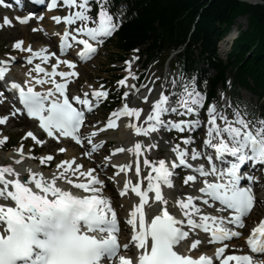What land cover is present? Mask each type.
Wrapping results in <instances>:
<instances>
[{"label":"snow or ice","instance_id":"snow-or-ice-1","mask_svg":"<svg viewBox=\"0 0 264 264\" xmlns=\"http://www.w3.org/2000/svg\"><path fill=\"white\" fill-rule=\"evenodd\" d=\"M30 2L47 11L67 10L50 16L54 25H64L51 34L40 25L42 12L14 18L21 25L35 18L40 26L31 31L56 37L59 55L47 46H25L23 39L12 43L13 50L27 53L20 57L22 66L31 67L23 81L10 80L6 77L17 57L6 53L7 58H0V105H11L0 115V126L10 119H31L42 135L29 130L22 140L31 138L35 146L49 139L58 144L70 140L89 160L106 144L99 134L116 129L121 118H127L122 122L136 139L130 146L112 148L95 167L70 156L47 173L16 166L27 159L50 165L57 153L68 151L67 145L39 157L32 147L25 151L23 143L15 148L12 162L0 164V264H264V216L247 235L242 231L254 209L264 207L254 188L264 183L254 174L264 171V118L246 105L218 106L198 90L194 77L182 73L165 77L154 93L155 81L151 86L136 83L139 75L132 65L139 57L133 56L124 61L126 74L115 82L121 105L110 110L106 121H87L110 91L101 83L98 88L88 85L82 95L70 94L69 85L79 77L78 64L98 54L119 30L122 17L109 11L108 0ZM15 4L23 9V0ZM0 26L13 27V19L3 17ZM70 52L75 61L66 58ZM61 65L67 70H60ZM201 129L205 136L198 148L193 133ZM173 131L189 135L180 136L181 143L163 139L173 156L152 157L150 151L158 147L153 134ZM8 139L0 137V146ZM118 153H127L128 162H113ZM107 169L114 171L108 175ZM177 180H182L179 187ZM108 182L118 197L129 198L127 208L106 194ZM118 208L125 211L123 225ZM234 239L243 244L232 243ZM208 246H213L211 252L204 250Z\"/></svg>","mask_w":264,"mask_h":264},{"label":"trees","instance_id":"trees-1","mask_svg":"<svg viewBox=\"0 0 264 264\" xmlns=\"http://www.w3.org/2000/svg\"><path fill=\"white\" fill-rule=\"evenodd\" d=\"M245 16L248 28L227 61L220 59V40ZM112 43L120 52L113 61L139 46H144L149 61L177 51L175 63L183 76L206 82L213 98L223 85L234 102L240 100V88L264 99V5L242 0H127ZM261 109L264 113V104Z\"/></svg>","mask_w":264,"mask_h":264},{"label":"rangeland","instance_id":"rangeland-1","mask_svg":"<svg viewBox=\"0 0 264 264\" xmlns=\"http://www.w3.org/2000/svg\"><path fill=\"white\" fill-rule=\"evenodd\" d=\"M109 5V3H108ZM125 5L122 4L121 8H123ZM119 8V12H122V9ZM110 10V9H109ZM2 14H0V22H2ZM240 20V19H239ZM238 22V21H237ZM52 24V22H51ZM43 26V28L51 34V32L53 31H57L58 28H54L50 25L49 22H47L45 20L44 23L40 24ZM37 23L34 22L33 25L31 26H40ZM30 26L28 25V34H23L21 31L22 29L20 28V26L16 27H4V30H0V56L1 53H10L12 54L14 51L11 52V48L10 47L12 45V43L18 39H23L25 44H30V42L34 45H49V43L51 42L49 40L48 37H46L45 35H43L41 32H32L30 31L29 28ZM33 27H31L32 29ZM53 28V29H52ZM32 32L33 35L30 33ZM25 36L29 35V38H24ZM50 39H52V37H50ZM56 37H55V44H56ZM54 44V46H55ZM226 44V40L224 42L225 45ZM221 47V46H220ZM10 48V50H9ZM3 51V52H2ZM116 49L113 46H108V43L106 46H104L100 52L98 53V55L93 58L89 63L83 64L80 66V80H78L77 82H79V84L76 82L77 85H79V90H76V84L75 86H72V92L75 94H78V91H83L85 89L86 86L88 85H92L93 87L98 88L99 84L103 83L105 85V87L110 91V94H115L116 93V81L119 80L117 78V76H121L123 77L126 73L123 71L124 69V63H120V64H112V59H114V54H115ZM16 52V51H15ZM139 65L140 64H145V58H139ZM138 65V67H139ZM113 67H120L121 68V72L117 71V70H112ZM145 70L147 72V76L145 81L147 80V83L153 78H155V82L157 83V88L159 89V85L161 83V81L164 80L165 77H168V79H171L173 77V75H175L177 77V71L173 69V67L169 66L167 68H164L161 66V61L160 60H156L152 65L150 66H146ZM157 77H159L160 79H156ZM122 89V91H124V88H120ZM221 94H223V90L220 89L219 90V96L221 97L222 101L220 102V104L223 102V104H221V106H226L229 104L228 100L224 99V96H222ZM242 100L243 102L249 104L252 108L256 107L259 104V98L249 92L246 91H242ZM106 118V112L105 111H101L100 113H98V115L95 117L96 120L99 121V119ZM18 128V127H16ZM14 128H12L11 130H13ZM23 137V133L20 134H16L12 141L14 142H20ZM114 138V137H112ZM111 139V138H110ZM115 139V138H114ZM164 149V148H162ZM261 216V215H259ZM253 217V216H252Z\"/></svg>","mask_w":264,"mask_h":264},{"label":"bare ground","instance_id":"bare-ground-1","mask_svg":"<svg viewBox=\"0 0 264 264\" xmlns=\"http://www.w3.org/2000/svg\"><path fill=\"white\" fill-rule=\"evenodd\" d=\"M51 15H53V13H48L46 16L49 18ZM45 16V17H46ZM245 23V20L244 19H242V18H240V20L238 19V22H237V25L232 29V32L228 35V36H226L225 38H224V40L221 42V44H220V51H221V53H223V54H225L226 52H228L229 51V48H230V45H231V42L232 41H234L235 40V38L236 37H234L235 35H236V33H238V26L239 25H241V24H244ZM52 26L53 27H55L56 25H54V23L52 22ZM28 28V24L27 25H24V27H22L21 29H22V33L23 34H28V32H27V29ZM53 29V28H52ZM24 35V38H28V39H30L29 38V35L28 36H25ZM51 40H54L53 39V37H52V39ZM225 40H226V44L225 45H222V44H224V42H225ZM28 44H25V46H27ZM40 47H42V46H40ZM39 47V48H40ZM38 48V49H39ZM12 51H14L15 52V50H13L12 48H11V52ZM12 53L11 55H13L14 56V54L15 53ZM26 56L27 55V53H24L23 54V56ZM137 55V52L135 51L131 56H130V58H132L133 56H136ZM17 57V56H16ZM129 58V59H130ZM29 66H26V65H24V66H21V69H22V71H24V73L27 71V68H28ZM132 69H133V71H137L138 69H137V66L133 63V65H132ZM132 81H130V83H131ZM136 83H140L139 81H136ZM89 90V89H88ZM132 103H133V101H132ZM133 104H136V105H140L141 104V101H139V100H137L135 103H133ZM146 104H143V107L145 106ZM10 108H11V106H10ZM7 111V109L6 108H3V107H0V114H3V113H5ZM30 125H31V122H28V121H26V120H23V119H19V120H17V119H10V121L8 122V124L7 125H5V130L3 131V133L2 134H6V132H11V129L12 128H16V127H18V128H21V127H23V128H28V127H30ZM111 131V130H110ZM1 134V135H2ZM109 134H111V133H109ZM100 135H104V132H102V133H100ZM116 135H118L117 137V141L118 142H120L121 144L120 145H118V146H125V147H127V146H129V144H130V140H131V138H132V136L131 135H129L128 134V132L126 131V129H123V131H122V133H120V132H118ZM24 142H31V140L30 139H26V140H24ZM24 145V144H23ZM56 146V144H50L48 147H46V148H44L46 151H51V149L53 148V147H55ZM24 148H25V145H24ZM164 150H166L168 153H170V151L168 150V145H165L164 147ZM157 150V149H156ZM160 152V150L158 149V153ZM70 156H77L78 157V155H76L75 154V152L74 151H72L71 149H68V151L66 152V155H65V158L66 157H70ZM123 158H125L124 159V161H126V162H128V160H129V156H128V154L127 153H125V156L123 157ZM78 162H82L84 165H85V167H95L98 163H97V160L95 159V160H92L91 162H85L83 159H81L80 157H78ZM121 163H124V162H121ZM43 168H44V165H43ZM45 170V173H47L49 170H54V167H49L48 169H44ZM103 178V177H102ZM259 188H260V190H261V192L262 191H264V184L263 185H260L259 184V186H258ZM109 195H110V193H109ZM263 195H264V193H263ZM111 196L113 197V199H114V202H115V204H117V205H119V203H118V201L116 200V198H115V196H113V194L111 193ZM122 203H125V207L126 206H128V204H129V199H125V200H123L122 201ZM118 213H119V215H120V217H123L124 215H125V211L123 210V209H119L118 208ZM260 213H264V208L263 207H257L256 209H255V211H254V213H253V217H258V215H260ZM125 242V241H124ZM235 243H238V244H243V241L242 240H239V241H236Z\"/></svg>","mask_w":264,"mask_h":264},{"label":"water","instance_id":"water-1","mask_svg":"<svg viewBox=\"0 0 264 264\" xmlns=\"http://www.w3.org/2000/svg\"><path fill=\"white\" fill-rule=\"evenodd\" d=\"M243 1H245L247 3H253V4H262V2L259 0H243Z\"/></svg>","mask_w":264,"mask_h":264}]
</instances>
